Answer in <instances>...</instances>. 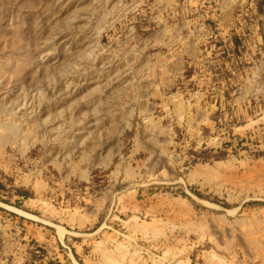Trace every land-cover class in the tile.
Segmentation results:
<instances>
[{
	"label": "rangeland",
	"instance_id": "1",
	"mask_svg": "<svg viewBox=\"0 0 264 264\" xmlns=\"http://www.w3.org/2000/svg\"><path fill=\"white\" fill-rule=\"evenodd\" d=\"M0 127V264H264V0H0Z\"/></svg>",
	"mask_w": 264,
	"mask_h": 264
},
{
	"label": "bare ground",
	"instance_id": "2",
	"mask_svg": "<svg viewBox=\"0 0 264 264\" xmlns=\"http://www.w3.org/2000/svg\"><path fill=\"white\" fill-rule=\"evenodd\" d=\"M16 124V123H15ZM12 126H13V124H11ZM10 126V125H9ZM12 126H10V127H12ZM16 126V125H15ZM3 129H4V127L3 126H1ZM0 127V128H1ZM18 128V127H17ZM13 129V128H12ZM11 129H7L6 128V132H8V131H10ZM17 130V129H16ZM4 131H5V129H4ZM18 131V130H17ZM15 132V131H14ZM5 140V134L4 133H2V132H0V141H4Z\"/></svg>",
	"mask_w": 264,
	"mask_h": 264
}]
</instances>
